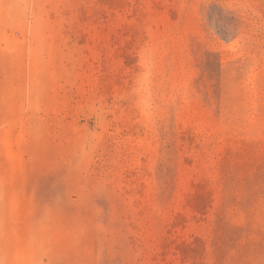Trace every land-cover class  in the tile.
Here are the masks:
<instances>
[{
	"label": "rangeland",
	"instance_id": "rangeland-1",
	"mask_svg": "<svg viewBox=\"0 0 264 264\" xmlns=\"http://www.w3.org/2000/svg\"><path fill=\"white\" fill-rule=\"evenodd\" d=\"M0 264H264V0H0Z\"/></svg>",
	"mask_w": 264,
	"mask_h": 264
}]
</instances>
